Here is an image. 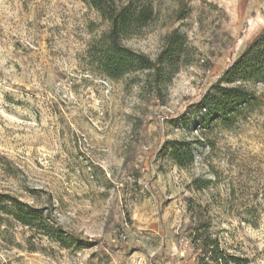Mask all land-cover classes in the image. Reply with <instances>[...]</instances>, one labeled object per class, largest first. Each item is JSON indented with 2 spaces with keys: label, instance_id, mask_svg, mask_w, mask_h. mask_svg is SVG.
Here are the masks:
<instances>
[{
  "label": "rangeland",
  "instance_id": "374dc122",
  "mask_svg": "<svg viewBox=\"0 0 264 264\" xmlns=\"http://www.w3.org/2000/svg\"><path fill=\"white\" fill-rule=\"evenodd\" d=\"M143 1L153 17L123 45L154 59L177 31L190 60L158 94L151 78L143 88L144 72H100L92 51L107 23L82 0H0V192L48 208L88 241L63 248L0 222V264H128L138 254L196 264L198 223L229 254L264 264V79L230 124L204 102L264 30V0ZM176 142L194 152L182 168L170 157Z\"/></svg>",
  "mask_w": 264,
  "mask_h": 264
},
{
  "label": "trees",
  "instance_id": "16d2710c",
  "mask_svg": "<svg viewBox=\"0 0 264 264\" xmlns=\"http://www.w3.org/2000/svg\"><path fill=\"white\" fill-rule=\"evenodd\" d=\"M82 1L94 8L107 23V30L92 51V54L98 56L97 66L105 77L118 79L138 71L144 72L143 88L150 84L151 78L158 94L180 66L190 63L185 36L177 31L165 36L154 59L123 45L124 39L135 34L152 19L153 9L146 1ZM257 79H264V30L228 64L220 80L205 95L204 102L208 101L209 105L217 109L215 114L223 115V123L230 124L231 119L244 107L250 108L256 104L257 99L248 87ZM170 157L176 166L182 168L193 162L194 152L189 144L176 142L170 146ZM10 220L34 229L63 248H82L88 244L86 238L64 229L48 208L34 206L17 196L0 192V222ZM208 228V223H198L190 232V242L197 253L196 264L247 263L246 259L226 252L219 238L210 234Z\"/></svg>",
  "mask_w": 264,
  "mask_h": 264
},
{
  "label": "built area",
  "instance_id": "2783aa9c",
  "mask_svg": "<svg viewBox=\"0 0 264 264\" xmlns=\"http://www.w3.org/2000/svg\"><path fill=\"white\" fill-rule=\"evenodd\" d=\"M128 264H158V263L152 258L138 254L135 255Z\"/></svg>",
  "mask_w": 264,
  "mask_h": 264
},
{
  "label": "crops",
  "instance_id": "0c3cea01",
  "mask_svg": "<svg viewBox=\"0 0 264 264\" xmlns=\"http://www.w3.org/2000/svg\"><path fill=\"white\" fill-rule=\"evenodd\" d=\"M262 13L264 14V11ZM255 17H256V15H255Z\"/></svg>",
  "mask_w": 264,
  "mask_h": 264
}]
</instances>
